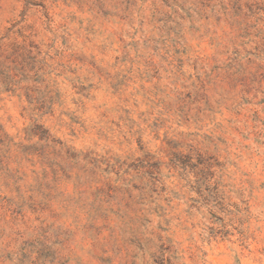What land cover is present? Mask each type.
I'll list each match as a JSON object with an SVG mask.
<instances>
[{
	"label": "rangeland",
	"instance_id": "obj_1",
	"mask_svg": "<svg viewBox=\"0 0 264 264\" xmlns=\"http://www.w3.org/2000/svg\"><path fill=\"white\" fill-rule=\"evenodd\" d=\"M0 264H264V0H0Z\"/></svg>",
	"mask_w": 264,
	"mask_h": 264
},
{
	"label": "trees",
	"instance_id": "obj_2",
	"mask_svg": "<svg viewBox=\"0 0 264 264\" xmlns=\"http://www.w3.org/2000/svg\"><path fill=\"white\" fill-rule=\"evenodd\" d=\"M2 83H3V82L0 80V85H2Z\"/></svg>",
	"mask_w": 264,
	"mask_h": 264
}]
</instances>
